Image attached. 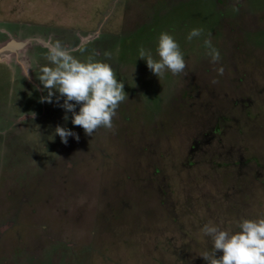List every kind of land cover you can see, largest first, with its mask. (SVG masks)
Instances as JSON below:
<instances>
[{
  "label": "rangeland",
  "instance_id": "obj_1",
  "mask_svg": "<svg viewBox=\"0 0 264 264\" xmlns=\"http://www.w3.org/2000/svg\"><path fill=\"white\" fill-rule=\"evenodd\" d=\"M163 32L186 67L157 77L139 51L158 60ZM11 40L22 46L0 58V264H207L204 225L264 218V0H0V49ZM56 41L124 83L112 129L88 136L55 97L40 102ZM57 125L79 140L63 143Z\"/></svg>",
  "mask_w": 264,
  "mask_h": 264
},
{
  "label": "clouds",
  "instance_id": "obj_2",
  "mask_svg": "<svg viewBox=\"0 0 264 264\" xmlns=\"http://www.w3.org/2000/svg\"><path fill=\"white\" fill-rule=\"evenodd\" d=\"M201 32V29H192L188 39L200 36ZM204 43L211 49L212 62H218L220 54L212 48L211 40ZM47 48L49 65L41 67L37 76L43 86L39 90L47 93L40 98V102L53 103L55 97V103L65 109L64 120H68L67 113H72V123L82 127L88 136L101 127L112 129L113 117L125 100L126 93L124 83L117 79L111 65L91 56L84 61L77 59L72 55L73 50L60 41L49 44ZM79 50L84 51V48ZM157 54L158 60L153 59L151 53H146L143 47L139 51V58L146 60L148 68L157 77L162 76L165 70L174 75L184 71L186 64L179 44L167 32L161 33L158 38ZM29 69H24V77L31 79ZM216 71L223 75L224 69L219 67ZM55 133L65 144L70 136L79 140V135L66 127L57 125ZM237 227L238 230L233 232L215 225L203 226L202 232L211 238L213 245L211 253L201 255L207 264H264V218L243 219ZM217 252L222 255L217 257Z\"/></svg>",
  "mask_w": 264,
  "mask_h": 264
},
{
  "label": "bare ground",
  "instance_id": "obj_3",
  "mask_svg": "<svg viewBox=\"0 0 264 264\" xmlns=\"http://www.w3.org/2000/svg\"><path fill=\"white\" fill-rule=\"evenodd\" d=\"M11 41H13V40H11ZM14 44H15L14 42H11V44H8L7 46L5 45L6 47L0 50V58L1 59L4 60L6 58L5 56L8 55V51L11 49L13 50L14 46H16Z\"/></svg>",
  "mask_w": 264,
  "mask_h": 264
},
{
  "label": "water",
  "instance_id": "obj_4",
  "mask_svg": "<svg viewBox=\"0 0 264 264\" xmlns=\"http://www.w3.org/2000/svg\"><path fill=\"white\" fill-rule=\"evenodd\" d=\"M11 42H12V41H10V42H8V43L11 44ZM6 45H7V44H6ZM14 45H16V46H14ZM14 45H13V46H14L13 50H14V49H17V48H20V47L22 46V43H20V42H19V43H15ZM5 47H6V46L4 45V46L1 47V49L5 48ZM1 49H0V50H1Z\"/></svg>",
  "mask_w": 264,
  "mask_h": 264
},
{
  "label": "flooded vegetation",
  "instance_id": "obj_5",
  "mask_svg": "<svg viewBox=\"0 0 264 264\" xmlns=\"http://www.w3.org/2000/svg\"><path fill=\"white\" fill-rule=\"evenodd\" d=\"M31 201H33V197H31ZM7 227L5 226V228L4 229H6Z\"/></svg>",
  "mask_w": 264,
  "mask_h": 264
}]
</instances>
